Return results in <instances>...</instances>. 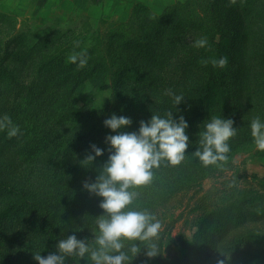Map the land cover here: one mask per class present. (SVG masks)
Listing matches in <instances>:
<instances>
[{
    "label": "rangeland",
    "instance_id": "374dc122",
    "mask_svg": "<svg viewBox=\"0 0 264 264\" xmlns=\"http://www.w3.org/2000/svg\"><path fill=\"white\" fill-rule=\"evenodd\" d=\"M202 36L208 45L195 47ZM218 51L231 73L206 67ZM80 52L83 68L68 59ZM227 72L221 91L210 89ZM166 89L184 95L179 112ZM166 111L188 121L190 146L135 189L132 206L162 221V253L148 257L141 245L130 264H264V151L250 128L264 120V0L1 1L0 116L21 131H0V181L16 188L0 189V264H30L50 234L48 254L73 232L94 243L102 198L83 182L108 152L82 160L92 143L107 147L103 120L127 115L124 131H134ZM213 116L231 118L237 134L227 161L204 166L193 151Z\"/></svg>",
    "mask_w": 264,
    "mask_h": 264
},
{
    "label": "clouds",
    "instance_id": "9594fccd",
    "mask_svg": "<svg viewBox=\"0 0 264 264\" xmlns=\"http://www.w3.org/2000/svg\"><path fill=\"white\" fill-rule=\"evenodd\" d=\"M207 45V37L194 41L198 48ZM68 59L77 68L88 63L84 52L73 54ZM211 63L214 67H224L227 58L212 59ZM165 95L172 98L174 109L179 112L176 106L184 95L171 89H166ZM233 123L231 118L224 116H213L204 123L199 146L193 151L204 166H220V162L228 160L227 154L231 151L228 141L237 134ZM131 124L132 120L127 115L113 112L106 117L103 125L111 130L104 138L107 147L92 143L91 153L82 160L91 164L105 151L108 152L96 178L83 182V188L89 194L102 198L99 207L103 212L96 216L94 243H89L87 237L78 238L73 232L58 239L56 251L47 256L35 253L34 259L39 264H67L70 257L83 258L88 264H130L140 252L141 245L147 246L148 257L162 253L158 243L162 221L152 211L132 206L140 195L135 189L149 185L154 177L153 170L162 163L178 165L184 160L191 141L186 131L188 121L183 115L174 116L173 111H166L163 115L152 112L147 121H139L137 130L124 131ZM250 128L257 150L264 151V120L259 117L252 119ZM4 130L9 137L19 135L21 131L7 114L0 116V131ZM217 264H225V260H219Z\"/></svg>",
    "mask_w": 264,
    "mask_h": 264
},
{
    "label": "trees",
    "instance_id": "16d2710c",
    "mask_svg": "<svg viewBox=\"0 0 264 264\" xmlns=\"http://www.w3.org/2000/svg\"><path fill=\"white\" fill-rule=\"evenodd\" d=\"M221 57L222 56L219 53V51L214 53V54H211L210 57H209V64L206 67H208V69L209 68H219V67H214L212 65V63H211V60L212 59H219ZM226 58H227L226 65L228 64V70L230 69L229 72L231 73V71H233V69H234V64L227 56H226ZM189 60H194V59H191V58L188 57L184 61L186 62V61H189ZM202 65H203V60H202L201 66H199V67H203ZM219 76L222 77V79H220L221 82L219 81L215 85L214 84L211 85L210 82L208 81V83L210 84V87H211L210 89H213V90L218 91V92L221 91L219 89L223 88V85H221L220 83H222V81H224L225 78L228 76V72L226 74H223V73L219 74ZM202 87H203L204 91L206 92V97H208L209 92H208V89H207V81H203ZM0 189L6 191L8 193H16V188L15 187L10 186V185L6 184L5 182H2V181H0ZM51 228H52V226H51ZM52 239H53V235L50 234V236L45 241V244H44L43 248L40 250L42 256H47L48 255V252H49V249H50V243L52 242ZM261 255L264 256L263 253ZM30 264H39V262L34 259Z\"/></svg>",
    "mask_w": 264,
    "mask_h": 264
},
{
    "label": "crops",
    "instance_id": "0c3cea01",
    "mask_svg": "<svg viewBox=\"0 0 264 264\" xmlns=\"http://www.w3.org/2000/svg\"><path fill=\"white\" fill-rule=\"evenodd\" d=\"M3 1V0H0V2ZM5 1V0H4ZM7 1V0H6ZM26 1V0H25Z\"/></svg>",
    "mask_w": 264,
    "mask_h": 264
}]
</instances>
